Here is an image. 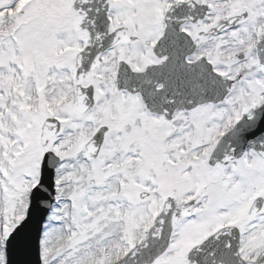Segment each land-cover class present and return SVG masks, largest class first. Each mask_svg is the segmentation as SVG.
Returning a JSON list of instances; mask_svg holds the SVG:
<instances>
[{"label": "snow or ice", "instance_id": "snow-or-ice-1", "mask_svg": "<svg viewBox=\"0 0 264 264\" xmlns=\"http://www.w3.org/2000/svg\"><path fill=\"white\" fill-rule=\"evenodd\" d=\"M0 264H264V0H0Z\"/></svg>", "mask_w": 264, "mask_h": 264}]
</instances>
